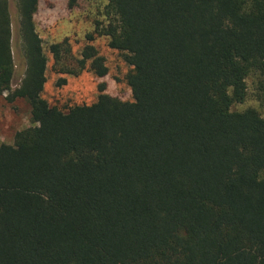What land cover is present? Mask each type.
<instances>
[{"label": "trees", "instance_id": "obj_1", "mask_svg": "<svg viewBox=\"0 0 264 264\" xmlns=\"http://www.w3.org/2000/svg\"><path fill=\"white\" fill-rule=\"evenodd\" d=\"M14 1L25 71L11 90L0 0V99L31 126L0 144V264H264V118L231 111L248 77L264 85V0H106L77 58L49 47L52 70L105 77L89 44L105 36L132 101L100 83L65 111L42 97L39 0Z\"/></svg>", "mask_w": 264, "mask_h": 264}, {"label": "rangeland", "instance_id": "obj_2", "mask_svg": "<svg viewBox=\"0 0 264 264\" xmlns=\"http://www.w3.org/2000/svg\"><path fill=\"white\" fill-rule=\"evenodd\" d=\"M11 17V50L14 64V75L11 90L18 87L25 71V59L22 54L18 35V14L14 0H9ZM70 0H39L34 15L36 32L42 41L47 58L46 83L42 93L43 99L50 106L65 111L73 105H89L95 102L100 83L105 84L104 93L120 101L131 102L132 96L125 83L129 67L123 62L120 53L108 47L105 36H95L90 42L97 53L104 58L108 69L107 75L96 78L88 69L77 76L58 75L52 70V56L49 47L64 39L68 40L72 55L77 58L81 49L88 44L86 35L94 32V21L102 19L106 0H75L69 7ZM63 78L66 84L57 87V81ZM260 78L250 76L246 79L247 97L241 104H235L231 111L242 112L253 108L264 118V85ZM0 99V144H13L17 132L31 126L29 108L22 99L12 103Z\"/></svg>", "mask_w": 264, "mask_h": 264}]
</instances>
